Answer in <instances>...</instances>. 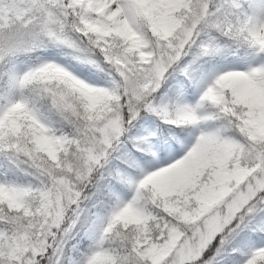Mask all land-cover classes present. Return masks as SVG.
Here are the masks:
<instances>
[{
	"label": "snow or ice",
	"instance_id": "snow-or-ice-1",
	"mask_svg": "<svg viewBox=\"0 0 264 264\" xmlns=\"http://www.w3.org/2000/svg\"><path fill=\"white\" fill-rule=\"evenodd\" d=\"M0 264H264V0H0Z\"/></svg>",
	"mask_w": 264,
	"mask_h": 264
}]
</instances>
